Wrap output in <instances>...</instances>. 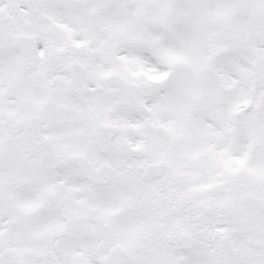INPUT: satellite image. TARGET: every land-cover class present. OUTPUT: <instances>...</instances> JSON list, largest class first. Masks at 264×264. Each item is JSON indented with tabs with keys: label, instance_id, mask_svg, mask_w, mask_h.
Listing matches in <instances>:
<instances>
[{
	"label": "snow or ice",
	"instance_id": "obj_1",
	"mask_svg": "<svg viewBox=\"0 0 264 264\" xmlns=\"http://www.w3.org/2000/svg\"><path fill=\"white\" fill-rule=\"evenodd\" d=\"M0 264H264V0H0Z\"/></svg>",
	"mask_w": 264,
	"mask_h": 264
}]
</instances>
